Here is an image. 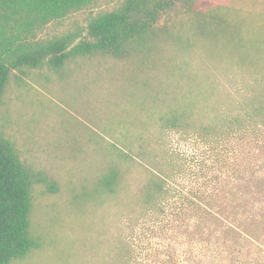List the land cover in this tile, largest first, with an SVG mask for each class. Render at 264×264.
I'll return each mask as SVG.
<instances>
[{
  "label": "trees",
  "instance_id": "obj_1",
  "mask_svg": "<svg viewBox=\"0 0 264 264\" xmlns=\"http://www.w3.org/2000/svg\"><path fill=\"white\" fill-rule=\"evenodd\" d=\"M109 1L0 0V107L13 71H59L90 55L117 60L145 55L158 35V20L175 2L113 0L111 7L101 8ZM220 11L223 7H211L215 22L205 19L192 37H176L187 61L179 71L171 69L170 99L154 101L155 146L138 138L133 152L146 181L136 206L119 217L115 254L104 264H264V166L260 151L249 148L251 133L264 128V83L256 74L236 72L226 74L225 84L217 83L208 70L217 57L227 66L250 63L258 69L264 51L249 44L247 36L263 31L264 14L237 7L227 19L218 16ZM241 14L242 21L234 22ZM49 25L63 29L43 34ZM228 25L235 35L217 39ZM194 45L205 53L196 71L191 69ZM227 141L233 152L228 178L214 168L219 159L211 155ZM118 153L125 161L130 158L124 150ZM124 178L116 164L110 166L89 192L91 205L117 199L126 188ZM41 182L46 192H56L55 181L39 178L26 162L0 115V264L20 260L44 243L32 224L44 196L38 193Z\"/></svg>",
  "mask_w": 264,
  "mask_h": 264
},
{
  "label": "rangeland",
  "instance_id": "obj_2",
  "mask_svg": "<svg viewBox=\"0 0 264 264\" xmlns=\"http://www.w3.org/2000/svg\"><path fill=\"white\" fill-rule=\"evenodd\" d=\"M112 3L110 0L101 8ZM217 6L223 7L218 16L227 19H232L230 12L237 7L264 14V0H175L173 8L158 20V35L150 40L152 48L145 55L132 54L119 60L90 55L67 62L59 71L43 67L10 74L0 107L3 128L38 177L53 179L57 188L49 194L45 182L39 185L38 193L44 196L36 203L32 224L34 235L44 243L11 264H104L115 254L119 217L136 206L139 188L146 181L133 151L139 136L155 146L152 143L159 131L151 112L160 99H170L169 80L175 79L171 69L179 71L187 59L175 45L176 37H192L193 29L205 19L215 22L209 9ZM242 16L234 22L242 21ZM61 29L49 25L43 34ZM225 30L224 35L217 32L216 38L235 35V27L228 25ZM247 41L264 51V29L249 31ZM193 50L191 69L196 71L205 53L200 46ZM220 51L214 49L215 54ZM261 58L257 69L250 63L227 66L217 57L208 70L216 74L217 83L225 84L226 74L232 72L256 74L264 83V54ZM219 99L223 95L217 96ZM249 141L251 151H260V165L264 166V128L251 133ZM173 145L178 147L175 141ZM119 149L130 153V158L125 161ZM232 153L230 141L216 145L211 153L219 159L214 168L227 178ZM115 164L124 173L126 188L111 202L91 205L88 196L94 182ZM92 197L96 203L100 201L99 193Z\"/></svg>",
  "mask_w": 264,
  "mask_h": 264
}]
</instances>
